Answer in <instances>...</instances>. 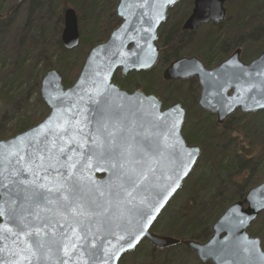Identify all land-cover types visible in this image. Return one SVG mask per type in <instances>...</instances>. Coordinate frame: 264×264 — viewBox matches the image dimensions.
Here are the masks:
<instances>
[{"label":"water","instance_id":"95a60500","mask_svg":"<svg viewBox=\"0 0 264 264\" xmlns=\"http://www.w3.org/2000/svg\"><path fill=\"white\" fill-rule=\"evenodd\" d=\"M180 1L119 0L116 14L120 25L107 40L89 50L76 81L66 87L56 68H49L43 76L40 95L49 114L31 128L0 140V161H4L0 167L4 169L9 168L7 160L17 153L23 158L22 164L37 154H55L61 161L71 157L75 165L72 173L83 178L89 197L99 205L98 209H88L93 214L84 217L73 218L67 213L52 216V224L45 229L50 232L46 240L51 251L37 253L47 254L50 259L33 260L32 264H120L123 256L135 251L144 240L157 249L182 243L196 252L200 262L264 264L261 239L249 233L251 224L264 211V180L250 188L244 199L224 210L205 243L181 241L152 231L194 171L202 148L188 144L183 135V100L164 108L158 95L122 89L114 76L118 71L120 77H125L156 65L160 56L159 28ZM227 1L230 0H194L183 28L196 30L211 20L221 22L226 16ZM63 18L61 42L65 49L72 50L81 43L79 15L75 8L67 7ZM191 77H197L202 87L200 106L217 114L220 124L237 109L243 113L264 110V51L246 64L237 50L212 69H207L198 57H180L163 72L166 81ZM97 143L102 146L97 148ZM60 148L63 154L58 152ZM60 171L66 173L65 169ZM45 175L48 181L27 173L23 178L37 183L51 181L49 187L56 183L51 169L47 174L40 171V178ZM41 215L51 216L46 211ZM27 221L43 227L42 221H34L31 216ZM69 224L74 225L79 238L72 235ZM5 226L13 232L20 229L7 216L0 215V235L9 236L7 240L0 239V249H8L0 251V264H13L18 257L11 253L20 252L25 241L32 243V238L22 232L19 238L4 233ZM61 233L76 244L68 256L63 253L67 240Z\"/></svg>","mask_w":264,"mask_h":264},{"label":"trees","instance_id":"16d2710c","mask_svg":"<svg viewBox=\"0 0 264 264\" xmlns=\"http://www.w3.org/2000/svg\"><path fill=\"white\" fill-rule=\"evenodd\" d=\"M40 1L41 0H30L29 4L26 5L25 10L23 9L22 12L17 10L18 3L16 0H0V37H3V40H10L11 37L16 34L22 20L21 16L23 17L24 14L27 18L26 25H28L29 22L35 18L36 13L39 10H43ZM71 1L75 6H71L72 4L69 5V1L67 0H56L52 9L50 6L52 14L56 17L55 24L59 26L57 27L58 32L62 33L64 26V10L67 7H73L77 12H79V10L83 11L86 14V26L82 27L80 33L83 34L85 30H87L88 35H81V45L85 48L87 45H90L89 50L96 44L107 40L111 31L117 28L121 23V19L117 16L113 7L116 0H109L112 3V11H105L103 7H99L97 3L98 0L88 2L89 5L86 8L83 0ZM242 3L236 6L235 18H227V23L231 21L229 23L231 27L228 28V30L224 27L218 30V33L216 32L215 35L206 34L205 38H203L198 45L193 44V40L195 41V39L190 38V36H192L191 34L185 35L184 31L180 29L182 21L191 11L186 12L182 10L170 16L166 26L162 27L159 32V42L162 44L160 52L162 53L158 63L163 62L167 66L174 57L185 54L188 50L201 53L206 61L211 57L221 60L227 51L242 45L248 47L246 49V53L248 54L259 53L264 49V0L260 2L259 0H247L245 3L247 12L245 13H243L245 7L242 6ZM252 6H258V13L256 14L257 17L250 18ZM228 10L231 12V8ZM243 14L245 16H243ZM80 21L81 17L79 15V23ZM28 42L32 47L33 53L41 56L43 53V42L34 40L31 37ZM57 47L61 52H67V49L62 45L61 38L57 39L56 48ZM58 57V63L62 65L61 56ZM83 64L84 59L77 65V63L71 62V56L67 55L65 64L63 65H68L65 67L66 69L72 66V69L69 68L71 70L70 73H72V71H75V73L67 76L66 80L68 81L66 83L64 81L66 86L76 81ZM154 71L155 69L133 72L129 73L126 78H121L116 75L114 81L118 83L121 88L128 91L137 86L139 83L138 81H140L143 83L141 85L142 89L150 93L152 90L156 91L154 88L157 80L160 78V73L157 72L154 74ZM62 72L64 73L63 68ZM170 84L178 86V88L169 87L165 90L166 92L170 91L173 93L174 99L177 98L176 100H178L180 97H184L186 101L191 100L192 92L189 88L191 85H183L174 81L170 82ZM8 92L9 91L3 92V96L6 97ZM163 100L166 104V99L163 98ZM195 109L196 113L190 114L188 117L187 127L190 135L187 138L185 137V139L188 144L193 142L202 146V157L199 162L201 164L198 168V176L186 190L188 196L183 203L185 205L176 211L174 218L164 227V230L179 240L193 239L207 242L212 236L211 224H214L215 220L232 204H227V202H235L244 199L247 192L246 188L250 186L247 180L248 176L264 166V135L262 134L263 139L258 141L260 133L256 124L253 126L241 120L235 122L233 121L235 119L233 117V119H228L224 125H220L217 122L213 123L209 114L201 112L196 107ZM252 116L253 114H249L246 118L248 119ZM39 122L38 120L37 123ZM25 126L24 124L16 125V128H20L19 130L22 132V130L25 131ZM16 134L14 133V135ZM262 174H264V171L259 172L258 177L264 176ZM203 175H205V178L208 176L212 178L215 185L212 186L211 183L207 185L205 183L206 179L204 180L202 178ZM184 189H186V186H183L181 190ZM224 193H228L229 200L227 199L223 204H215L212 209H202L203 206L205 207V202L207 200L213 198L223 199L224 196H220V194ZM262 223L264 225V221ZM152 229L154 232L163 230L161 225H158L157 222ZM150 251L152 254L151 260L148 256H143L141 254L140 248L130 252L132 258L130 264H162L159 258L157 259L154 257V254L158 250L152 248ZM120 264H123V261L120 262ZM199 264L211 263L199 262Z\"/></svg>","mask_w":264,"mask_h":264},{"label":"rangeland","instance_id":"374dc122","mask_svg":"<svg viewBox=\"0 0 264 264\" xmlns=\"http://www.w3.org/2000/svg\"><path fill=\"white\" fill-rule=\"evenodd\" d=\"M16 1L18 3V0ZM29 1L30 0H26L22 4L18 3L17 10H20L23 12V9L25 10L26 5L29 4ZM67 1H69V5L72 4L71 6H75L71 0H67ZM90 1L92 2V0H83L85 8L89 5L88 2ZM118 1L119 0H116L113 5L115 11H116ZM193 1L194 0H181L179 4H176L172 8L171 14L174 15L177 11H182V10L186 12L192 11L193 9L192 6H194ZM260 1L261 0H259V2ZM40 2H41L40 4H42L43 6V10L41 11L39 10L36 13L35 18L32 19L28 25H26L27 18L24 14L23 17L21 16L22 20L16 31V34L13 37H11L10 40H3V37H0V124H1L0 139H7L11 136H14V133L16 134L18 132H21L19 130L20 128L18 127L16 128V125L24 124L26 125L25 130H27L31 128L32 126H34V124L36 125L38 120L41 121L48 115L50 109L46 105V103L43 101L40 95V88H41V80L49 68H56L61 73L63 77V81H65L66 83L68 81L66 80L67 76L75 73V71L74 72L72 71V73H70L71 70L69 68L72 69V66L66 69L65 67H67L68 65L66 66L63 65L65 64L67 55L71 56V62L77 63L78 65L82 59L85 60L86 55L89 52L90 45H87V47L85 48L84 46L81 45V43L78 47L72 50H66L67 51L66 53L61 52L58 49V47L56 48L57 39L61 38V34H62L58 32L57 27L59 26L55 24L56 17L51 12L53 5L56 3V0H41ZM246 2L247 0H231V2L229 1L227 4V10L231 8V12L228 10L227 18L229 19L235 18V9H237L236 6L240 3H242L243 4L242 6L245 7L243 10V13L247 12V8L245 5ZM97 3L99 4V7H103L105 11H112L113 7H112L111 1L98 0ZM50 6H51V9H50ZM258 6L251 7L252 14H250V18L255 17V16L257 17L256 14L258 13L257 12ZM78 14L81 17V21L79 23V28L81 30L83 26H86V21H85L86 14L81 10H79ZM243 16L245 15L243 14ZM224 22L227 23V19H225ZM230 22L226 24L227 30L228 28L231 27L229 24ZM24 24H25V27H24ZM210 28L211 27L207 25L201 26L199 30L197 31L198 34L194 35L195 41L193 40V44L198 45L199 42L203 38H205V35L209 31ZM214 31H218V30L215 29ZM81 35L87 36L88 35L87 30H85V32ZM30 37L33 38L34 40H40L41 42H43V45H42L43 53L41 56L37 55L36 53H33L32 47L29 45L30 43L28 42ZM58 56H61L62 65L58 63V60H59ZM169 65L166 66L165 63L161 62V63H157V65L153 68L155 69L154 74L157 72L160 73L159 74L160 78L159 80H157V83L154 88L156 91H153V90L150 91L158 95L160 98L162 97L161 98L162 100L163 98H165L166 105L173 104L175 101H177L176 100L177 98L174 99L175 97L173 96V93H171L170 91L166 92L165 90H167L169 87L178 88V86H174L170 84V82L165 81L162 77L164 70ZM62 68L66 76L62 72ZM116 75L120 77L119 72H117ZM127 76L121 77V78H126ZM138 82H139L138 85L132 88L130 91H132L133 89L143 90L141 86L143 83L140 81ZM67 85H70V84H67ZM6 91H9V92L5 97L3 96V92H6ZM193 102H194V99H192L187 104L188 116L189 114L196 113L195 112L196 109L193 105L194 104ZM240 120L244 123H250L253 126L254 124H256L258 127V131L260 133V138L258 141H261L263 139L264 110L258 112V114L256 113L254 116L248 119L245 116L238 113L236 115V118L233 121L237 122ZM215 122H216V118H215ZM183 134L186 138L190 135V133L188 132V128L183 129ZM190 145H195V144L191 142ZM197 145H200V144H197ZM201 157H202V153H201V156L199 158V161L194 171L184 183V186H186V189L180 190L177 193V195L171 200L167 208L163 211L159 219L156 221L158 225H161L163 230H160V232H155V233L171 236V234H169L168 232L164 230V227L167 226V224L174 218L176 211H178L182 206L185 205L183 203L188 196L186 190L190 187L191 183L198 176V172H199L198 168L200 167V164H201L199 163L201 160ZM262 171H264V166L260 167V169L256 171L257 173L253 172L251 175L248 176L247 180L249 181L250 186L246 188L247 190L255 186L256 184L260 183L262 180H264V176L258 177L259 172H262ZM202 178L204 180L206 179L205 183L207 185H209L210 183L212 184V186L215 185V182L209 176L205 178V175H203ZM228 193L220 194V196L221 195L224 196L223 199L213 198L211 200H207L208 202L207 201L205 202V207L203 206L202 209L209 210V209L214 208L215 204L217 205L223 204V202L229 198ZM231 203L233 202L232 201L227 202V204H231ZM263 214L264 213H262L261 216L256 220V222L251 226V228L249 229V233L252 236H257L261 239L262 248L264 250V225L262 223L264 221ZM212 226H213V223L211 224V228ZM183 240H186V239H183ZM198 242H201V241H198ZM201 243H205V242H201ZM139 248H140V252H142L141 254L143 256H148L151 260L152 254L150 250H152V248H155V247H153L149 241L144 240L137 247V249ZM155 249L158 251H156V253L154 254V257H156L157 259L159 258V261H162L161 262L162 264H199L200 262V260L197 257L196 252L188 249L186 245L182 243L179 245L170 246L164 249H157V248ZM131 260H132L131 253H128L123 259H121V262L123 261V264H130ZM200 263H211V262H200Z\"/></svg>","mask_w":264,"mask_h":264},{"label":"snow or ice","instance_id":"6c2138e0","mask_svg":"<svg viewBox=\"0 0 264 264\" xmlns=\"http://www.w3.org/2000/svg\"><path fill=\"white\" fill-rule=\"evenodd\" d=\"M95 142V141H94ZM102 145L96 144L97 148ZM50 152V150H48ZM60 154H63L64 149H58ZM23 158L17 153L15 157L7 160L9 165L8 169L0 167V215H5L8 219L12 220L17 224L25 236L32 238V243L25 241V247L20 252L11 253L17 256L13 264H23L27 261L28 264H32L33 260L40 261L41 259L47 260L50 257L45 254L44 256L37 255L41 250L46 252L51 251L49 242L46 237L50 235V232L45 231L46 228L52 224V216L61 215L67 213L70 216L84 217L92 215L88 209H98L99 205L96 204L95 200L89 197L88 192L85 190L83 185V178L74 175L71 171L75 165L71 162V157L65 161H61L58 155L50 154L47 156H40L37 154L35 157H30L28 161H24ZM4 161H0L2 165ZM49 169L55 173L52 177L53 183L49 187L48 183H37L36 180L24 179L23 176L27 173L29 176H36L39 179L48 181V175L40 178L39 173L43 170L46 174ZM60 169H65V172H61ZM7 171L8 175H4ZM57 177L59 180L57 181ZM9 183L11 187H9ZM68 192L70 195H64ZM53 194H59L55 199H52ZM14 197V198H10ZM71 197V198H70ZM17 201L19 204L17 205ZM41 205L45 207L42 208ZM52 207H47V206ZM42 211H46L51 216L41 215ZM95 214H99L96 212ZM31 216L34 221L43 222V227L34 226L32 223L27 221V217ZM69 228H72V235L78 237L75 232L74 225L69 224ZM4 233H10L12 236L19 238L20 232H13L8 227L3 228ZM54 235V233H52ZM61 236L67 240V243H63V253L65 256L70 254V250L76 248V244L69 239L64 233ZM8 235H0V239L7 240ZM132 245L129 244V247ZM0 251H8V249H0ZM59 264H66L65 261H60Z\"/></svg>","mask_w":264,"mask_h":264},{"label":"flooded vegetation","instance_id":"af4514ba","mask_svg":"<svg viewBox=\"0 0 264 264\" xmlns=\"http://www.w3.org/2000/svg\"><path fill=\"white\" fill-rule=\"evenodd\" d=\"M181 2V1H180ZM228 2L229 1H227L226 3H225V7H226V16H225V18L221 21V22H215V21H213V20H211V21H209V22H207V23H204V24H202V25H200L196 30H185L183 27H184V24H185V21H186V19L189 17V15L191 14V12H190V14L182 21V24L180 25V29L182 30V31H184V33H185V35L187 34H191L192 36H190V38L191 39H195L194 38V35H197L198 34V30H199V28L201 27V26H204V25H207V26H210L211 28L209 29V31L206 33V34H210V35H215V33L217 32L218 33V31H214L215 29H217V30H221V29H223L224 27H226V25L225 24H227L226 22L225 23H223L224 21H225V19H227V15H228V10H227V4H228ZM230 2H231V0H230ZM179 4V3H178ZM193 4H194V1H193ZM193 7V6H192ZM171 11H172V9L170 10V12H169V15H168V18H167V21L169 20V17L170 16H173L172 14H171ZM178 12V11H177ZM167 21L159 28V32H160V30H161V28L162 27H164V26H166V24H167ZM159 38H160V35H159ZM186 38V37H185ZM157 43H158V45L160 46V50L162 49V44L159 42V39H158V41H157ZM228 43V42H227ZM246 49H247V46H245V45H242V46H236V47H234L233 49H230L229 51H227L226 52V54H225V56L221 59V60H218V58H208V60L206 61L205 60V58H203L202 57V54L201 53H199V52H195V51H192V50H189V51H187L185 54H180V55H178L177 57H175L173 60H175V59H177V58H180V57H198L199 59H201V61L204 63V65H205V67L207 68V69H212V68H215V67H217L219 64H221L223 61H225L227 58H229L235 51H237V50H240V58H241V61H243L244 63H246V64H249L252 60H254L257 56H259L263 51H264V49H262L259 53H252V54H248V53H246ZM161 53L162 52H160V55H161ZM172 60V61H173ZM171 61V62H172ZM170 62V63H171ZM168 65H169V63H168ZM165 69V68H164ZM119 72V71H118ZM163 77V76H162ZM164 79V78H163ZM165 80V79H164ZM166 81V80H165ZM168 82H172V81H168ZM174 82H178V83H181V84H183V85H191L189 88L191 89V92H192V98H191V100L192 99H194V107H196L197 109H199L201 112H203V113H205V114H209V116L211 117V120H213L212 122H215V118H216V122L218 123V121H217V114H215V113H211V112H208V111H206V110H204L201 106H200V104H199V100H200V97H201V92H202V87H201V85H200V82H199V79L197 78V77H191V78H188V79H179V80H175ZM133 90H135V89H133ZM132 90V91H133ZM144 91V90H143ZM148 93V92H147ZM231 93H232V91H231ZM178 100H184V107H185V109H186V117H185V123H184V126H183V129H187L188 127H187V123H188V120H187V118L190 116V114H189V116H188V107H187V104L191 101H186V99L184 98V97H180ZM177 100V101H178ZM163 106H164V108L166 107V106H168V105H166L165 104V102H164V104H163ZM261 111H263V110H261ZM258 112H260V111H257V112H251V113H243L240 109H237L233 114H231L230 116H228L227 118H226V120L222 123V124H220V123H218V124H220V125H224L227 121H228V119H233V117L234 118H236V115L239 113V114H241V115H243V116H245V117H247L249 114H253V116L257 113L258 114ZM182 132H183V130H182ZM184 135V134H183ZM194 144H196V143H194ZM202 148V147H201ZM263 181V180H262ZM261 181V182H262ZM260 182V183H261ZM259 184V183H258ZM258 184H256V185H258ZM255 185V186H256ZM254 187V186H253ZM252 188V187H251ZM250 189V188H249ZM248 189V190H249ZM247 190V191H248ZM262 213H264V211L262 212ZM261 213V214H262ZM261 214L259 215V217L261 216ZM264 215V214H263ZM258 217V218H259ZM257 218V219H258ZM256 219V220H257ZM256 220L251 224V226L256 222ZM251 226H250V228H251ZM252 236V235H251Z\"/></svg>","mask_w":264,"mask_h":264}]
</instances>
